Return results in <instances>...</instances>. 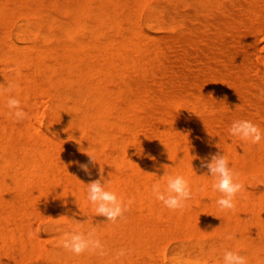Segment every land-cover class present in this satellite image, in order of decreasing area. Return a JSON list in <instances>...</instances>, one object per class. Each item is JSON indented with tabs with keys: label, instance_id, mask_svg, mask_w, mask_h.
Instances as JSON below:
<instances>
[{
	"label": "bare ground",
	"instance_id": "obj_1",
	"mask_svg": "<svg viewBox=\"0 0 264 264\" xmlns=\"http://www.w3.org/2000/svg\"><path fill=\"white\" fill-rule=\"evenodd\" d=\"M18 16L25 23L15 25ZM263 37L264 0H0V264L26 254L40 264H224L227 250L264 264V138L229 134L248 120L264 136ZM10 96L23 121L9 114ZM86 152L98 160L91 176L78 166ZM218 152L244 185L234 211L216 204L222 194L201 166ZM101 166L107 190L127 206L115 222L87 200ZM166 169L189 183L184 209L152 192L166 187ZM39 209L63 227L38 234ZM183 228L214 238L200 257L164 251L166 233ZM73 229L94 230L107 254L65 249Z\"/></svg>",
	"mask_w": 264,
	"mask_h": 264
},
{
	"label": "clouds",
	"instance_id": "obj_2",
	"mask_svg": "<svg viewBox=\"0 0 264 264\" xmlns=\"http://www.w3.org/2000/svg\"><path fill=\"white\" fill-rule=\"evenodd\" d=\"M7 87L11 91L13 85L9 84ZM260 94L264 95V90H261ZM7 108L15 110L14 112L10 111L9 114L13 115L16 121H23L26 118V112L21 108V101L14 96L8 98ZM229 134L251 144H259L262 138H264L260 128L248 120L234 121L229 129ZM217 147L219 146L217 145ZM86 153L89 156L88 163H80L78 166L91 176L89 163L95 166L98 160L92 153ZM201 166L208 168L210 176L214 178L213 189L222 194L216 200V204L221 210L234 211L236 207L235 198L243 190L244 185L238 180L239 174L234 173L229 167L227 156L218 152L212 155L211 162L202 160ZM99 174V179L87 184V200L94 206L96 215H102L107 217L108 221L115 222L117 218L123 216V213L127 210V206L118 198L115 192L107 190L106 182H103L102 166ZM164 177H167L164 189L161 188L159 183L152 185V192L155 194L156 199L161 201L170 210L184 209L186 202L192 198V191L188 181L181 175H169L167 169ZM63 247L76 255H80L85 251L96 252L100 256L107 254L101 240L96 237L94 230L85 234L78 229H73L64 239ZM127 251L124 248L119 249L115 253L116 258L119 259L125 256ZM223 262L224 264H248L247 258L244 255L231 250L224 252Z\"/></svg>",
	"mask_w": 264,
	"mask_h": 264
},
{
	"label": "rangeland",
	"instance_id": "obj_3",
	"mask_svg": "<svg viewBox=\"0 0 264 264\" xmlns=\"http://www.w3.org/2000/svg\"><path fill=\"white\" fill-rule=\"evenodd\" d=\"M144 17H145V19H144V22H145V24H146V14H144ZM23 21V22H22ZM25 21H26V19L24 18V17H21V16H18V17H16L15 18V22H14V24L15 25H20V24H23V23H25ZM18 23V24H17ZM147 29L150 31V32H155V30L153 29V28H151V27H149V26H147ZM258 49H259V54H260V56L261 57H263L264 56V37L262 38V39H260V43L258 44ZM42 102H41V105L43 106L42 107V109H43V112H41V114H40V117H41V119H42V121H43V129L44 130H47V126H46V121H47V118H48V108L50 107L49 106V104H50V100L49 99H45V98H43L42 100H41ZM48 101V102H47ZM43 102H45L44 104L45 105H43ZM181 107V108H180ZM177 110L179 111V113L181 114V115H185L186 114V109L184 108V107H182V106H179L178 108H177ZM181 110H182V112H181ZM45 120V121H44ZM72 149V150H71ZM70 150L71 151H74V150H76V148L74 147V146H71L70 147ZM246 186H247V188H249V190L252 188H254V189H256L257 187L255 186V184H253V183H251V182H249V181H247L246 182ZM251 189V190H252ZM44 208V207H43ZM46 209H49L50 207H45ZM51 209V208H50ZM46 211H49V210H43V209H39L37 212L38 213H36V216L38 215V217L36 218L35 217V215H34V218H36V219H31V221L32 220H34L33 222H37V223H33L32 222V224H36L35 226H32V227H36V228H34L36 231H37V233L38 234H40L41 236H43V237H46L47 236V233H46V231H45V226H52V227H54V229L55 230H60L62 227H63V223H61V222H59L58 220H57V215H55V213L52 211V210H50L49 212H46ZM41 213H44V215H45V217L43 218V214H41ZM51 213V214H50ZM40 214V215H39ZM52 214H54V215H52ZM46 215H48V216H46ZM40 216V217H39ZM46 217H48V218H46ZM41 218V219H40ZM43 218V219H42ZM186 229H184L183 228V230L181 229V231L180 230H175V231H170V232H168V234L169 235H173V239H171L170 238V236L166 233V235H165V239H163V241L165 242V243H163L162 244V247H165V248H163L164 249V251L166 252V254L168 255V254H170L171 252H173V251H175L176 249H178V248H180V247H186V248H189V251H190V253H192V255H194V253H195V255L196 256H201V252H202V250H206L211 244H212V241L214 240V238H212L211 236H209V235H206V236H203V237H199L198 235H196V234H192V233H189L188 231H185ZM35 231V232H36ZM183 231V232H182ZM177 232V233H176ZM178 232H180V233H178ZM182 233V234H181ZM184 233V234H183ZM188 233H189V235H188ZM178 236H177V235ZM46 235V236H45ZM184 235H186L185 237H182V236H184ZM167 237H169L171 240L170 241H168L167 240V242L165 241L166 239H167ZM188 239L190 240V241H188ZM197 240V241H196ZM180 241H182V242H184V243H180ZM196 243H195V242ZM198 241L199 242H201V244L200 245H195V244H197L198 243ZM177 243V244H174V243ZM179 242V243H178ZM194 243V244H193ZM166 244V245H165ZM174 244V245H173ZM180 244H182V245H180ZM184 244V245H183ZM187 244V245H186ZM178 245V246H177ZM169 247H170V250H169ZM195 247V248H194ZM175 248V249H174ZM194 255V256H195ZM25 259H22L21 261V264H40L41 262H42V257L41 256H32V255H29V254H26L25 256ZM23 257V258H24ZM23 260H24V262H23ZM201 264H205L204 262H200ZM200 263H197V264H200ZM164 264H170L169 263V261H166Z\"/></svg>",
	"mask_w": 264,
	"mask_h": 264
}]
</instances>
